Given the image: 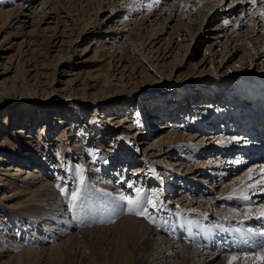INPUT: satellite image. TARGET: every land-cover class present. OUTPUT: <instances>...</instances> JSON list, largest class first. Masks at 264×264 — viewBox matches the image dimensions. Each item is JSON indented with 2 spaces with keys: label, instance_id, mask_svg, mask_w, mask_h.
<instances>
[{
  "label": "rangeland",
  "instance_id": "rangeland-1",
  "mask_svg": "<svg viewBox=\"0 0 264 264\" xmlns=\"http://www.w3.org/2000/svg\"><path fill=\"white\" fill-rule=\"evenodd\" d=\"M45 1L48 0H0V166L4 169L0 170V205L9 209L0 206V250L5 251L4 256H0V264L148 263L147 260H139L142 262L139 263L137 259L142 254L147 258L151 248L146 243L140 244L139 238L131 234L119 235L120 237L111 241V237L108 240L106 234L97 233L92 240L73 241L68 248L63 247L52 254L27 252V248L31 247H55L64 239L46 237L48 242L44 244L35 238L43 231L31 223L23 226L24 230L21 229L19 233L16 231L20 227L16 220L17 214L26 216L36 205L53 203L51 199L55 197L57 202L70 208L71 217L74 216L72 212L81 217L82 210L91 209L95 210L94 217L102 215L104 220L101 222L108 226L116 223L120 216L116 210L109 211L111 203L116 200L122 203L123 208L128 207L127 201L120 198L128 196L135 199L139 190L142 194H148L147 198L153 199L156 204V207H152L154 209H147L149 214H161L162 219L166 220L171 218L173 225L182 226L180 231L185 226L191 227L196 238L208 235L209 229L197 224L194 216H186V220L185 216L181 217L183 211L176 209L175 205L170 210L164 208L163 202L166 199L176 201L179 192L189 190L192 184L187 188L184 182L168 176L171 172L163 166L161 168L157 162L161 158L150 163L154 158H151L146 149L162 132L170 133L185 125L193 127L195 118L205 119L209 110L215 113L216 118V109L227 110L231 107V103L226 104L225 99L245 94L248 83L246 75H242V68H250V64L241 59L246 52L242 51L230 60L229 57L224 59L220 55L213 60L211 56L208 57L209 62L202 66L203 57L208 56V46L214 41L209 34L218 25L215 20H208L203 32L196 38L193 51L187 54L183 62L182 56L188 52L183 46H189L193 42L187 35L172 43L173 49L169 55L177 54L180 56L179 60L169 56L163 58L164 54L161 53H153L144 59V51L139 53L128 37L131 30L125 32L122 26L127 19L137 21L147 14L148 8L145 6L135 16L126 10L108 23L107 16L117 12V6L112 7L111 3L117 0H110V3L102 6V0H69L70 3L63 0L61 8L65 11L60 14L66 17L71 15V19L64 20L66 28L60 21V26L52 24L53 29H47L50 24L40 22V17L33 11H28L30 18L26 19L30 23H22L25 4L40 5ZM163 2L165 1L157 6ZM175 25V20L166 24L168 31L165 38L170 36ZM107 30L112 34L106 36L104 32H108ZM190 34L193 35V32ZM224 35L221 41L226 39L229 32ZM147 48L151 49V46ZM119 49L122 50V57L118 56ZM248 53L247 59L253 55V51L249 50ZM119 58L122 59L118 63ZM115 64L118 67H114ZM120 64L126 66L122 78H119L122 70ZM258 64V68L254 67L253 70L263 73L264 58ZM227 73L232 82L226 84L216 79V76ZM114 74L116 76L112 79ZM94 76L98 78L95 79ZM231 93L234 95H230ZM195 105H201L202 108H194L198 114L194 112L193 119L187 122L176 119L175 126L172 124L170 126L173 128L167 130H157L154 126L157 119H151L155 116L153 112L157 110H169L167 115L174 110V114L178 113L179 116L180 111H191ZM172 107L175 109H171ZM149 110L151 112L147 113ZM215 118L208 120L211 125V128L206 129L208 133L214 131ZM123 119L129 122H124ZM147 123L150 130L153 129V135L150 134L151 131L141 128ZM163 123L168 125L167 121ZM163 123L160 124L161 127ZM219 131L215 129L214 132ZM195 132L196 130H191L188 134ZM207 132L199 134L207 135ZM11 148L14 149L13 152H10ZM153 152L157 154L156 151ZM178 154L174 153L170 160L178 159ZM186 154L188 153L184 156L188 157L189 154ZM209 155L200 156L197 160ZM142 166L151 168L138 175L139 171L134 168ZM39 168L42 172L35 173ZM16 169H21V175L12 178L10 175L15 174ZM29 171L39 177L33 181L36 187L41 183L50 184L55 193L48 196L42 192L41 197L24 193L23 191L32 188L27 185L28 180H24ZM61 188L65 190L64 193L60 191ZM73 193L78 197L75 201L71 199ZM140 218L148 224L143 216ZM101 222H96V227H102ZM216 222L221 223L219 220ZM83 225L91 226L88 223ZM8 230L14 232H10L13 235L17 233L19 238H8ZM77 232L76 230L74 233ZM235 256L239 258L233 261L234 256L221 255L213 264H229L230 261L232 264H264V249L252 254L250 259H244L243 255Z\"/></svg>",
  "mask_w": 264,
  "mask_h": 264
},
{
  "label": "bare ground",
  "instance_id": "bare-ground-1",
  "mask_svg": "<svg viewBox=\"0 0 264 264\" xmlns=\"http://www.w3.org/2000/svg\"><path fill=\"white\" fill-rule=\"evenodd\" d=\"M62 1L63 0H48L44 3H40V5H37L35 3L25 4L26 7H23L22 10V23H24L25 25L30 23L29 20L26 19L30 18V14L28 13V11H33L34 14H37L38 17H40V22H46L47 24H50L48 25L47 29H53L51 28L53 27L52 24H55V27L60 26V21L65 24L64 20L71 19V15L66 17L60 14L65 11H63V9L61 8ZM111 1L102 0V3L100 5H107ZM163 1H165L163 2L164 5L160 4L159 6H157V4L160 2L162 3V0L114 1L111 4L112 7L117 6L115 8L117 12L107 16L106 22H112L126 10H129L130 15L135 16L134 14H139L143 10L142 7L145 6V8H148L146 9L147 14H143L144 16L137 21H130V19H127V21H125L122 26L125 32L131 30L128 37L131 42H134L135 49L138 50L139 53L144 51V59L150 57L153 53L157 55L161 53L164 54L163 58L166 56V58H168L169 56L173 57L176 60H179V55H169L171 50L173 49L172 43H175L176 40L181 39L184 35H187L191 38V40H193V42L192 44H189V46L188 44L183 46L186 47L188 51L182 56L181 60L183 62L187 54L191 50L193 51V45L196 41V38L201 32H203V28L205 27L207 21L209 20L214 22L215 20L218 25L215 29H213L214 32L212 34H209L210 36H212V39L214 41L211 42L208 46V56L206 55L205 57H203L201 61L202 66H205L206 63L209 62L208 57L212 56V59L214 60L215 56L220 55L224 59L229 57L230 60L231 58L238 56V54H240L242 51H245L246 53L244 54V56H242L243 59L241 60H244L243 62L247 61L250 64V68L243 67L242 75H246L245 80L248 83V85L246 86L248 90L245 94L240 93L239 95H237V97L235 96V98L227 99L225 101L226 104H228V102L231 103V107L233 106L234 108L238 105L243 104L255 111L263 109L264 72H255L253 68H258V66L260 65L258 64V61L264 58V18H262L260 15L261 11H264V0H255V4L252 3V0ZM146 2L147 5L145 4ZM152 2H155L156 4H152ZM65 3L66 2H64V4ZM100 9L102 10L103 8L100 7ZM73 20H71V22H73ZM174 20L176 21L177 25L173 27V32L170 33V36H168L169 38H165L168 31V26H166V24L169 21L172 22ZM226 20L229 22L227 25L225 24ZM107 31L108 32H104L106 36L112 34L110 30ZM190 32H193V35L190 34ZM225 32H229V35H226V39L224 41H221L225 36ZM133 36L134 38H132ZM158 45L160 46L156 48V46ZM149 46H151V49L147 48ZM175 50L176 49H174V51ZM249 50L253 51V55H250L247 59ZM87 51L88 48H86V52ZM121 51L122 50L120 49L118 51V56L120 57H122V54H120ZM152 57H154V55ZM121 59L122 58H119L118 63L121 61ZM114 67H118V65L115 64ZM119 67L122 68L121 72H119V74H121L119 78H122L124 76L123 73L126 66L120 64ZM246 68L247 70H245ZM143 72L145 73V71ZM114 76L116 75H112V79ZM93 78L97 79L98 76H94ZM216 79L221 80L222 83L226 84L232 82L229 73L216 76ZM192 107L193 109L202 108L201 105H195ZM226 107L229 106L226 105ZM189 109L191 108L189 107ZM191 111H188L189 114L191 113ZM174 113L175 111L170 112L168 114V117H174ZM218 117L219 116L215 118V113L212 110H209V115L206 116L205 119L195 118V124L193 127L191 125H185L179 128V130L175 129L170 133L162 132L153 141H151L148 149H146V151L150 153L151 158H154L153 160H150V163L156 161L158 158H161L157 160V162L159 166H161V168L163 166V168H167L169 172H171V175L168 176H174L177 181L184 182L187 188L189 184H192V187L189 190L187 189L186 191L179 192L180 195L177 196V199H175L176 201L166 199L163 202L164 208L166 210H170V207L173 208V206L175 205L176 209L179 208V210L183 211L181 212V217L185 216L184 218H186L187 216L191 218V216H194L196 223L198 220H213L215 222L216 220H219L221 223H238V221L245 218L253 220L261 215V209H264V183H262V181H264V153L262 154L263 159L261 161L253 162L250 165H245L243 159L238 160L242 157L243 152L241 151L247 150L249 154L256 155L255 149H258V147H260V142L253 138H247L248 143H253L255 145H248L246 148H243L242 143L244 141H247L243 138L244 135L232 133L229 128H227L223 124L220 125V123L217 125L218 129L220 130L219 132H214V129V131L208 133L207 128L211 126L210 124H208V120H212L213 118H215V121ZM152 118L154 117L152 116L151 119ZM155 118L157 119V123H159L158 118ZM123 120L124 122H129L127 121V119ZM154 120L153 122H155ZM157 123H155V125ZM175 123V120H171L170 122L167 121L166 124L168 125H165V123H163L164 125L160 129H158V126L156 127L158 130H167L173 128L175 126ZM170 124H173V127L170 126ZM191 130H196V132L188 134V132ZM199 132H207L208 134L203 135L199 134ZM0 151L2 150L0 149ZM13 151L14 149L11 148L10 152ZM152 151H156L157 154L155 155V153H152ZM176 152L179 153L178 155H180V157L178 159L170 160V157ZM183 153H188L189 155L186 154L188 155V157L184 156ZM181 154L183 156H181ZM207 154L210 155L206 158H202L201 160H197L200 156H206ZM232 156L236 157L233 158ZM185 161H190L192 163L186 164ZM236 167H239V169H237ZM149 168L151 167L144 168L142 166L134 169L139 171L138 175H141L144 174L143 172H147ZM0 170L4 169L0 166ZM15 172V174L10 175L12 178L20 176L22 171L21 169H16ZM34 172L40 174V172H42V169L39 168V170H36ZM3 175L6 176L7 174ZM36 178L39 177H36L35 174L30 171L28 172L24 180H28L27 185L32 188L28 191H23L24 193L36 194L37 196L39 195V197L43 195L42 192L44 194H48V196H51L55 193L53 192L54 188H52L50 184L41 183L38 187H36V184L33 182ZM156 180L157 179L155 178L154 182H156ZM1 183L2 182L0 180V185ZM195 187L198 189H196ZM195 190H197L196 193ZM147 195L148 194L146 193L142 194L139 192V196L137 194L135 199L139 198L141 202L140 206H143L144 208L146 207L147 209H154L152 208L153 206L151 203H149V201H152V203L154 204L155 202L153 199L151 200L147 198ZM243 195H247L249 198L252 197L251 202L242 199ZM51 201L53 203H49V200V204H45L47 205H44L45 207L36 205L35 208L31 209L32 211L30 213L25 214L26 216L17 214L16 220L20 224V227L16 231L17 233H19L20 230L23 229V226L31 223L37 228L40 227L41 231H43L42 233H40L42 235H36L35 238L37 240H41L40 242H43L44 244H47L48 242L46 237H53L55 240H61L63 238L64 239L55 247L46 248L45 246V248H43L42 246V248L39 247V249H34L31 247L27 248V252L36 251L39 254H52V252L63 249V247L68 248L70 245H72L71 243H73V241H81L82 239L87 241L88 239L93 238L94 234L103 233L106 234V238L108 240H110L111 237V241L114 240L115 237H120L119 235L125 236L131 234L134 237L136 236L137 238H139L140 244L141 242L146 243V246H149L151 248V251L149 252V256L147 258L142 256L143 254L139 255L137 259L139 263H142L139 260H147V264H213L216 259L221 257V255L217 252L212 253L210 251H207L203 253L200 248H194L187 245L185 246L182 241H180L181 239L178 238L179 236H175L173 234L174 231H171L173 226L176 224L173 225L171 223V218H169L168 220L162 219L163 215H161L160 213V215H156V217L155 215L149 214L147 212L155 222L152 223L149 222L148 219H146L148 223L146 224L142 221L140 215H136L134 212L129 211V206L123 208L122 203L115 200L113 203H111V209H108L109 211H118L117 213H119L120 216L117 214L119 216L117 218H119V220L116 221V223L107 226L106 224H104V222H101L104 220L101 217L102 215L99 214V217H94L95 210H82L81 217H78L77 213L72 212L74 216L71 217V213L69 211L70 208H66V204L57 202L56 197L54 199H51ZM107 202L103 201V203ZM0 206L4 207V209H8L3 204ZM108 207L110 206L108 205ZM161 207L163 208L162 205ZM139 210L140 209H137V211ZM111 218L112 217H110V219ZM163 218H165V216ZM98 221L103 224H100L102 225V227H96L95 224ZM87 223L91 226L83 225ZM76 230L78 232L74 233L76 232ZM10 232L12 231H7L6 236L8 238H19V236L16 235L17 233L13 235ZM71 233L74 234L70 235ZM178 233H180V231H178ZM4 252L5 251L3 249L0 250V256H4ZM232 256L238 257L235 255ZM243 256L244 259L251 258V255Z\"/></svg>",
  "mask_w": 264,
  "mask_h": 264
},
{
  "label": "snow or ice",
  "instance_id": "snow-or-ice-1",
  "mask_svg": "<svg viewBox=\"0 0 264 264\" xmlns=\"http://www.w3.org/2000/svg\"><path fill=\"white\" fill-rule=\"evenodd\" d=\"M252 3L255 4V0H252ZM260 15L262 18H264V11H261ZM228 23L229 22L226 20L225 24L227 25ZM262 183H264V181H262ZM129 187H131V185H129ZM60 191L62 193H64L65 190L63 188H61ZM137 194L139 196V190H137ZM77 198H78L77 195L75 193H73L71 196V199L73 201H75ZM120 199L123 201H127V204L129 206V211L134 212L136 215L143 216L145 219H148L149 222H152V223L155 222L154 219L148 215L146 207L143 209L140 208L141 202H140L139 198L133 199L132 197L124 196V197H121ZM242 199L248 200L249 197L247 195H243ZM149 203H151L153 207H156V205L154 203H152V201H149ZM137 209H140V210L137 211ZM260 214H261V217H264V209H261ZM260 235L262 237H264V232L260 233ZM236 259H238V257H232L233 261ZM229 264H232V262L230 261Z\"/></svg>",
  "mask_w": 264,
  "mask_h": 264
}]
</instances>
